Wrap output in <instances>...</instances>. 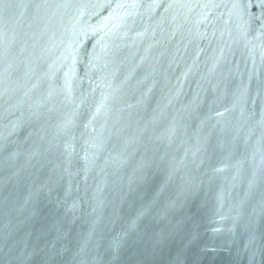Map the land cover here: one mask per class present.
<instances>
[{
  "label": "water",
  "instance_id": "1",
  "mask_svg": "<svg viewBox=\"0 0 264 264\" xmlns=\"http://www.w3.org/2000/svg\"><path fill=\"white\" fill-rule=\"evenodd\" d=\"M0 264H264V0H0Z\"/></svg>",
  "mask_w": 264,
  "mask_h": 264
}]
</instances>
